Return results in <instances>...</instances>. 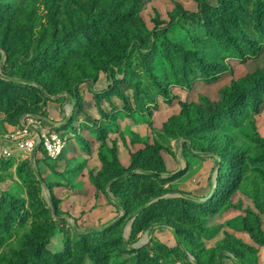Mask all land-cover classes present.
I'll list each match as a JSON object with an SVG mask.
<instances>
[{"label": "rangeland", "instance_id": "1", "mask_svg": "<svg viewBox=\"0 0 264 264\" xmlns=\"http://www.w3.org/2000/svg\"><path fill=\"white\" fill-rule=\"evenodd\" d=\"M219 9L221 26L187 19L193 0H0V136L71 120L59 160H0V259L264 264V102L184 138L185 108L264 69V0Z\"/></svg>", "mask_w": 264, "mask_h": 264}, {"label": "trees", "instance_id": "2", "mask_svg": "<svg viewBox=\"0 0 264 264\" xmlns=\"http://www.w3.org/2000/svg\"><path fill=\"white\" fill-rule=\"evenodd\" d=\"M47 1L48 0H45V2ZM193 1L198 3V8L200 12L186 14L187 19L193 22H206L209 20V17L211 16L216 19V22L218 23L219 26L223 24V18L217 13H212L211 10L217 9L218 11H220L219 7H221L224 4L225 0H217L218 6H215L216 8L212 6L210 0H193ZM110 36L112 41H115V34H113L111 31H110ZM115 42H117L116 45L119 47V42L118 41ZM121 53L122 56L120 58L122 59L126 54L125 47L121 48ZM86 54L92 56L91 52H86ZM263 102H264V69H258L252 73H248L245 77L241 78L239 81H233L231 85L221 93L219 102L212 103L207 100L204 103L206 107L205 109H203V107L196 105L193 106L192 112H190L189 110H187V108H185L183 112V119L185 118V121H187L190 125L188 126L186 132L184 133V138L188 139L192 148L193 147L196 148L198 142L197 136L195 135L194 132L196 131V129H202L204 131L213 130L214 128H216L217 123L224 117L229 116L231 119L234 113L244 112V110L248 105L251 108H254L255 110L258 111L260 105H262ZM20 125H21V121L19 123V126ZM218 156L220 159V164L217 171V180L218 183H222L226 178V174L229 171L231 164L233 162L235 163L236 151L230 150L228 153L219 152ZM234 167H236V165ZM177 201H185L191 204H195V202H191L184 199ZM178 234L180 235V237H182L181 230L178 231ZM184 241H185V236H184ZM34 251L39 252L38 249H35ZM37 256L38 254H36V252L34 254H31L32 258H37ZM7 258L8 257L6 255H2L0 259V264H2V261H10ZM25 259L26 261H28L27 257H25ZM36 263H39V261L36 260ZM10 264H13V262L10 261ZM96 264L98 263L96 262Z\"/></svg>", "mask_w": 264, "mask_h": 264}, {"label": "built area", "instance_id": "3", "mask_svg": "<svg viewBox=\"0 0 264 264\" xmlns=\"http://www.w3.org/2000/svg\"><path fill=\"white\" fill-rule=\"evenodd\" d=\"M69 116L59 121L53 117L28 113L14 131L0 136V160H12L20 154L37 159H59L70 149Z\"/></svg>", "mask_w": 264, "mask_h": 264}]
</instances>
